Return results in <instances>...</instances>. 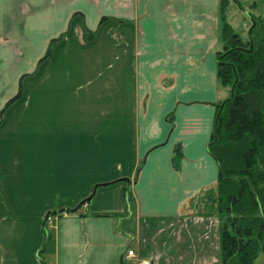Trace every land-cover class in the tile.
<instances>
[{"label":"crops","instance_id":"1","mask_svg":"<svg viewBox=\"0 0 264 264\" xmlns=\"http://www.w3.org/2000/svg\"><path fill=\"white\" fill-rule=\"evenodd\" d=\"M222 30L221 0H0V264H222Z\"/></svg>","mask_w":264,"mask_h":264},{"label":"trees","instance_id":"2","mask_svg":"<svg viewBox=\"0 0 264 264\" xmlns=\"http://www.w3.org/2000/svg\"><path fill=\"white\" fill-rule=\"evenodd\" d=\"M232 2L244 6L243 0H221L218 76L230 95L217 104L209 150L220 167L222 264H255L264 252V13H248L244 37L229 20Z\"/></svg>","mask_w":264,"mask_h":264},{"label":"rangeland","instance_id":"3","mask_svg":"<svg viewBox=\"0 0 264 264\" xmlns=\"http://www.w3.org/2000/svg\"><path fill=\"white\" fill-rule=\"evenodd\" d=\"M253 1H256L255 7L251 5ZM243 5L244 6L240 8L237 4L232 3L228 10V17L229 20L232 21L233 26L236 28V30L239 31L245 37L247 36L248 29L251 25L250 19H248V13H255L257 15L263 14L264 0H243ZM221 103L222 102L218 104ZM255 264H264V252L260 253Z\"/></svg>","mask_w":264,"mask_h":264},{"label":"built area","instance_id":"4","mask_svg":"<svg viewBox=\"0 0 264 264\" xmlns=\"http://www.w3.org/2000/svg\"><path fill=\"white\" fill-rule=\"evenodd\" d=\"M127 256H130V257H131V256H136V253H135L134 250H129ZM46 264H52V263H46ZM140 264H152V260L149 259V258H145V259H142V260L140 261Z\"/></svg>","mask_w":264,"mask_h":264},{"label":"water","instance_id":"5","mask_svg":"<svg viewBox=\"0 0 264 264\" xmlns=\"http://www.w3.org/2000/svg\"><path fill=\"white\" fill-rule=\"evenodd\" d=\"M48 218V217H47Z\"/></svg>","mask_w":264,"mask_h":264}]
</instances>
